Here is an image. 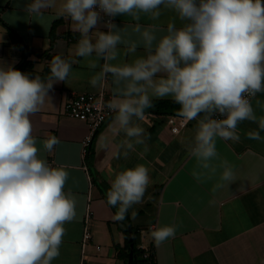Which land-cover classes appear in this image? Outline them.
<instances>
[{
	"label": "clouds",
	"instance_id": "9594fccd",
	"mask_svg": "<svg viewBox=\"0 0 264 264\" xmlns=\"http://www.w3.org/2000/svg\"><path fill=\"white\" fill-rule=\"evenodd\" d=\"M48 9H57L55 18L70 20L79 33L75 56L92 70L91 87L102 89L111 76L113 95L105 107L114 113L113 132L124 134L118 157L127 158L137 146L148 151L150 134L139 122L154 100L170 98L179 105L180 118L196 121L186 145L196 160L193 178L203 183L221 169L213 192L236 182L235 168L220 157L216 141L240 142L238 125L244 121L258 126L248 138L264 141V115H257V109L264 113L259 98L264 94V0H61L59 6L57 0H30L23 6L41 18ZM166 12L172 16L164 22ZM118 15L135 22L143 44V54L131 62L120 60L123 28L112 20ZM142 18L151 23L142 25ZM101 22L107 31L99 30ZM136 51L132 43L126 55ZM14 63L0 59V264H51L60 255L65 223L76 218V198L64 190L66 167H54L39 154L31 117L52 103L55 84L76 78L73 65L80 60L56 55L43 77L21 72ZM59 143L48 135L43 151L52 152ZM149 173L138 163L115 175L106 193L107 203L117 207L115 221L142 202ZM137 215L132 211L131 219ZM178 227L157 226L151 235L159 245Z\"/></svg>",
	"mask_w": 264,
	"mask_h": 264
},
{
	"label": "crops",
	"instance_id": "0c3cea01",
	"mask_svg": "<svg viewBox=\"0 0 264 264\" xmlns=\"http://www.w3.org/2000/svg\"><path fill=\"white\" fill-rule=\"evenodd\" d=\"M30 0H0V59L18 67L25 60L33 70L41 73L50 60L61 55L65 59H79L73 65L76 78L69 83L54 85L52 103H46L34 116L33 135L38 138L40 155L55 166L63 165L69 173L65 191L76 198V218L65 223L66 234L60 255L51 264H136L133 251L121 258L118 248L125 246L124 228L135 231L138 245L155 248L156 264H264V141L249 139V131L258 130L255 123L244 121L238 125L240 142L217 138L219 155L235 168L237 180L228 187L212 191L219 179L218 169L212 180L197 182L191 175L196 167L186 145L194 136L196 121L177 134L170 131L166 118L172 113L146 110V119L139 122L150 134L148 151L142 146L127 158L117 156V146L124 134H115L109 118L96 133L87 158L82 154V142L89 132L86 122L65 113V105L72 92H101L113 95L111 76L102 89L91 87L92 70L75 56L79 33L73 31L70 20L55 18L57 9H48L44 16L25 13L23 6ZM61 0H57L59 6ZM171 13L161 20L166 22ZM177 26L181 25L178 19ZM11 26L22 38L25 49L11 39ZM123 28L125 43L121 61L131 62L143 54V44L130 17L118 15L113 19ZM140 23L151 22L142 18ZM99 30L105 31L103 22ZM52 29L54 32L52 33ZM164 34L161 30L158 36ZM137 44L135 54H127L128 47ZM115 63V62H114ZM98 70V69H97ZM264 99V94H259ZM170 99V98H165ZM257 115H264L257 109ZM261 136H264L262 131ZM48 135L58 137L60 143L52 152L43 151V140ZM145 164L150 169L151 183L141 203L128 210V217L119 224L113 219L117 207L107 203V190L115 175L125 168ZM219 164V161H213ZM93 212V238L82 253L84 219L87 205ZM138 213L131 219L132 211ZM176 223L175 236L157 245L151 231L157 226ZM153 226V229L150 227ZM143 230V231H141ZM100 246V250L96 247Z\"/></svg>",
	"mask_w": 264,
	"mask_h": 264
},
{
	"label": "built area",
	"instance_id": "2783aa9c",
	"mask_svg": "<svg viewBox=\"0 0 264 264\" xmlns=\"http://www.w3.org/2000/svg\"><path fill=\"white\" fill-rule=\"evenodd\" d=\"M104 19L107 20L109 18L104 17ZM113 19L114 18H112V20ZM107 30L108 29L105 28V31ZM111 97L112 96L110 94L104 91L72 92L70 98L66 102L65 113L73 118L86 122L89 128V132L82 142V154L85 158H87L90 153L96 133L109 118L114 116V113L105 107L106 102L111 99ZM191 122L192 121L183 120L177 114H170L166 118V123L169 125L170 131L173 134L181 132L189 126ZM92 219L93 212L90 204H88L84 219V232L82 239L83 257L86 246L93 238V231L91 229ZM153 228V226L150 227V229ZM96 249L100 250V246H97ZM138 250L140 251V256L137 264H156L155 248L151 244L145 245L141 243L138 245Z\"/></svg>",
	"mask_w": 264,
	"mask_h": 264
},
{
	"label": "trees",
	"instance_id": "16d2710c",
	"mask_svg": "<svg viewBox=\"0 0 264 264\" xmlns=\"http://www.w3.org/2000/svg\"><path fill=\"white\" fill-rule=\"evenodd\" d=\"M5 25L9 29L11 39L17 42L20 46H22L25 49V45H24L22 38L17 34V32L11 26H9L6 23ZM53 32L54 30L52 29V33ZM29 66H30L29 61L25 60L18 67H16V69L20 70L21 72L30 73L33 76L36 74H39L42 77L45 76L49 71V67L46 66L41 73H37L35 70H33ZM153 103H154V107L149 108V109L153 112H158V113L177 114V111L179 108V105L174 103L171 99H156L153 101ZM121 223L122 221H119L120 225ZM124 232L126 236L125 246L118 248V251H119L118 254L121 258L126 259L130 256V252L133 251L136 264H137L139 262L140 251L138 250V242H137V237L135 236V231L132 228L130 230L128 228L126 229L124 228Z\"/></svg>",
	"mask_w": 264,
	"mask_h": 264
}]
</instances>
